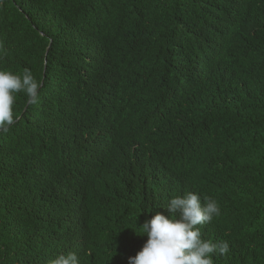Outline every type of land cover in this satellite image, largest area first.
<instances>
[{"label":"trees","instance_id":"1","mask_svg":"<svg viewBox=\"0 0 264 264\" xmlns=\"http://www.w3.org/2000/svg\"><path fill=\"white\" fill-rule=\"evenodd\" d=\"M0 264H128L176 195L218 202L214 264H264V0H0Z\"/></svg>","mask_w":264,"mask_h":264},{"label":"clouds","instance_id":"2","mask_svg":"<svg viewBox=\"0 0 264 264\" xmlns=\"http://www.w3.org/2000/svg\"><path fill=\"white\" fill-rule=\"evenodd\" d=\"M2 50V46H0ZM41 82L29 69L13 73L0 70V131L7 132L16 122L14 105L17 94H24L27 103L36 105L40 100ZM168 215L157 212L138 227L147 239L128 264H214L213 256L227 255V241L212 242L202 238L201 227L220 215L218 202L211 197L187 192L173 196L162 208ZM50 264H80L75 252L59 254Z\"/></svg>","mask_w":264,"mask_h":264}]
</instances>
